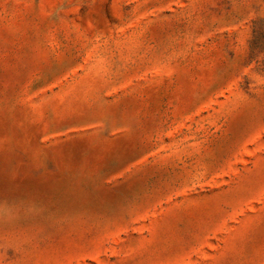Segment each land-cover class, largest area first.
Listing matches in <instances>:
<instances>
[{
    "label": "rangeland",
    "instance_id": "obj_1",
    "mask_svg": "<svg viewBox=\"0 0 264 264\" xmlns=\"http://www.w3.org/2000/svg\"><path fill=\"white\" fill-rule=\"evenodd\" d=\"M0 264H264V0H0Z\"/></svg>",
    "mask_w": 264,
    "mask_h": 264
}]
</instances>
